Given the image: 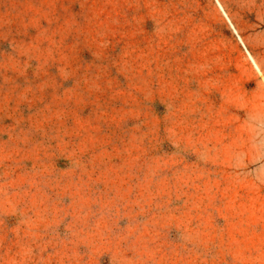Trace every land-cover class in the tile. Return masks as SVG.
I'll use <instances>...</instances> for the list:
<instances>
[{
	"label": "rangeland",
	"instance_id": "374dc122",
	"mask_svg": "<svg viewBox=\"0 0 264 264\" xmlns=\"http://www.w3.org/2000/svg\"><path fill=\"white\" fill-rule=\"evenodd\" d=\"M0 264H264V0H0Z\"/></svg>",
	"mask_w": 264,
	"mask_h": 264
}]
</instances>
